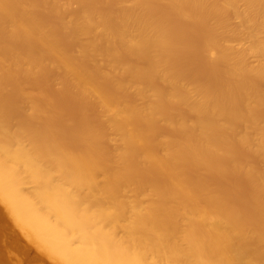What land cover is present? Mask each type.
Listing matches in <instances>:
<instances>
[{"label": "bare ground", "instance_id": "1", "mask_svg": "<svg viewBox=\"0 0 264 264\" xmlns=\"http://www.w3.org/2000/svg\"><path fill=\"white\" fill-rule=\"evenodd\" d=\"M0 264H264V0H0Z\"/></svg>", "mask_w": 264, "mask_h": 264}]
</instances>
